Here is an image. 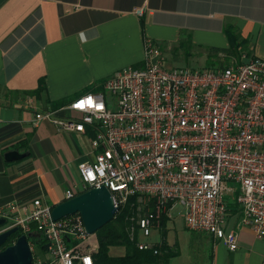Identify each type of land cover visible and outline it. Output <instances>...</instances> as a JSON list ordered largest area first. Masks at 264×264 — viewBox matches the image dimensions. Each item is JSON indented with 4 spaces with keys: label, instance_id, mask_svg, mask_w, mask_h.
Here are the masks:
<instances>
[{
    "label": "built area",
    "instance_id": "obj_1",
    "mask_svg": "<svg viewBox=\"0 0 264 264\" xmlns=\"http://www.w3.org/2000/svg\"><path fill=\"white\" fill-rule=\"evenodd\" d=\"M141 65L115 71L104 90L77 97L65 110L36 112L32 124L52 123L58 132H94V159L78 167L80 182L65 199L105 187L115 207L136 199L129 235L142 252L160 254L150 242L180 207L188 230L206 234L230 252L238 249L228 226L230 205L242 226L264 238V59L212 67H170L161 47L145 39ZM43 199L0 209L7 220L0 233L15 227L40 233L49 258L33 264H95L97 245L80 214L54 221ZM34 252V244L30 243Z\"/></svg>",
    "mask_w": 264,
    "mask_h": 264
},
{
    "label": "crops",
    "instance_id": "obj_2",
    "mask_svg": "<svg viewBox=\"0 0 264 264\" xmlns=\"http://www.w3.org/2000/svg\"><path fill=\"white\" fill-rule=\"evenodd\" d=\"M227 28L244 40L241 55L264 59V0H0V209L39 198L62 203L78 183L79 165L94 159L90 127L83 134L60 133L47 121L35 127L36 112L52 109L79 118L67 105L102 92L115 71L141 65L146 38L166 58L175 49L208 61L211 49L229 47ZM167 64L189 67L168 58ZM12 150L30 155L8 163L5 154ZM230 208L228 226L238 249L230 252L185 225L193 234L191 264H264V238L239 224L237 207ZM162 231L154 232L163 240ZM169 246L180 255L178 243Z\"/></svg>",
    "mask_w": 264,
    "mask_h": 264
},
{
    "label": "trees",
    "instance_id": "obj_3",
    "mask_svg": "<svg viewBox=\"0 0 264 264\" xmlns=\"http://www.w3.org/2000/svg\"><path fill=\"white\" fill-rule=\"evenodd\" d=\"M227 39L229 41V47L226 49H211L208 53V60L210 66H218L219 63L214 58H218L219 53L225 55L227 61L230 57L235 58L237 61L242 52V46L244 40H241L240 36L235 34L232 29H226ZM245 47V46H244ZM63 103H58L55 107H61ZM67 201L66 199L63 200ZM56 205H52L53 209ZM137 214L136 199L132 198L128 204L117 212L113 221L109 222L97 233V250L93 254L95 264H169L170 260L176 257L179 252L174 247H170L166 241V232L164 222L162 237L163 240L160 245V254L154 255L151 252H142L136 246V241L133 242L130 239L129 230L131 227V218ZM23 235L20 230L17 234L10 237L8 242L0 249L3 250L13 245L16 240ZM30 243L34 244L35 248L40 252H46L44 249L46 240L42 236L40 239H31ZM113 248H124L125 253L122 256H113L111 250ZM40 252V253H41ZM36 254L34 253V257Z\"/></svg>",
    "mask_w": 264,
    "mask_h": 264
},
{
    "label": "water",
    "instance_id": "obj_4",
    "mask_svg": "<svg viewBox=\"0 0 264 264\" xmlns=\"http://www.w3.org/2000/svg\"><path fill=\"white\" fill-rule=\"evenodd\" d=\"M30 153H20L12 150L5 154L8 163L22 160ZM118 209L115 207L112 194L105 187L94 188L82 193L75 198L64 201L56 205L52 216L54 221L64 219L68 216L80 214L86 232L89 236L96 233L113 221ZM7 224V220L0 219V229ZM20 232L19 227H15L0 233V249L8 242L10 237ZM42 235L37 232H30L21 235L16 242L0 251V264H33L34 254L30 246L31 239H40ZM49 244L44 246L47 250Z\"/></svg>",
    "mask_w": 264,
    "mask_h": 264
},
{
    "label": "rangeland",
    "instance_id": "obj_5",
    "mask_svg": "<svg viewBox=\"0 0 264 264\" xmlns=\"http://www.w3.org/2000/svg\"><path fill=\"white\" fill-rule=\"evenodd\" d=\"M167 56H168L167 57L168 62L170 60V62H173V64L176 63L174 64L176 66H189L192 68H202L210 64L209 60L207 61V57L204 58L203 56H197L196 54H191L189 56L186 53H179L175 49L171 50L169 53L167 52ZM225 58L221 56L220 59L218 57L212 60L217 61L219 65L226 63L229 64L232 61H234L232 60V57H230L227 61L225 60ZM78 146L83 150L84 153H88V151H90V148L86 142L84 143L78 142ZM60 155H62V152H60ZM76 177H77V181L80 182V177L78 172L76 173ZM182 214H183L182 210L178 208L175 212L176 218L172 221V223L168 225L166 240L170 245H174L178 243L179 251H180V255L177 256V258L176 257L172 258L170 264H191V241L193 238V234L185 228ZM5 227L6 226L2 228ZM151 240H154L156 241V243H159L161 242L162 239L158 233L154 232L152 233ZM90 244L93 246L98 245L96 235H94V237L91 239ZM40 252L34 246L33 254L35 253L36 257H41V259L43 260L49 258V254L47 252H41V253ZM124 253H125L124 248H113L111 250V254L113 256H122L124 255Z\"/></svg>",
    "mask_w": 264,
    "mask_h": 264
}]
</instances>
